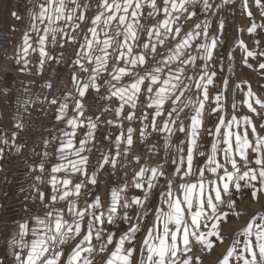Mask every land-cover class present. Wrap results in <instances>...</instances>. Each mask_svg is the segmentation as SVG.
Returning a JSON list of instances; mask_svg holds the SVG:
<instances>
[{
	"label": "snow or ice",
	"instance_id": "1",
	"mask_svg": "<svg viewBox=\"0 0 264 264\" xmlns=\"http://www.w3.org/2000/svg\"><path fill=\"white\" fill-rule=\"evenodd\" d=\"M93 2L96 12L89 17ZM198 3L200 0H162V4H158L157 0H83V2L38 0V10L30 12L32 23L29 31L23 34L20 46L22 54L18 55L17 63L23 61L27 67L30 50L38 51L42 69L46 60L61 62L60 59L50 56L47 51L49 43L53 46L59 43L61 48L68 43L78 44L72 65L80 72L87 73V78L81 80L76 71L72 73L71 81L77 94L74 115L68 117L67 101L72 97L71 92L65 95V102L60 103L57 109L56 120L66 121L71 131H64L59 138L57 159L61 162L51 168L48 183L51 185L52 194L49 203H44L47 211L43 216L32 217L34 226L30 227L28 221L18 225V239L14 238L11 242L20 249L13 252L16 264H62V262L94 264V259L90 258L97 251L94 241L99 242V253H108L105 264H133L137 251L134 241L141 229L138 223H131L132 216L128 209L134 205L143 209L151 189L155 187L154 182H158L159 177L165 176V173L159 165L149 167L142 164L139 171L134 174L133 185L136 189L144 190L143 199L140 196L122 199L121 193L127 187L125 185L123 188L111 189L107 208L98 196L94 197L91 203L85 201L81 207L79 198L85 183L92 185L98 183L97 171H93L89 177L87 171L89 156L83 153L91 152L87 145L94 140L95 130L104 112L113 111L117 118H121L127 106L129 112L123 119L129 122L136 119L141 121L142 127L139 130L141 141L146 139L149 127L153 132L168 134L166 148L172 146L170 139L176 132L185 136V139L175 146L178 161L173 159V163L178 164L176 173L183 171L182 182L177 188L178 194H173V181L168 179L167 190L161 194L162 204L167 206V211L163 207L155 210L154 220L141 243L139 264H193L194 260L197 264H203L199 256L188 255L193 251L192 241L198 242L201 251L206 250L208 253H211L216 243L224 242L221 226L230 223L231 217L238 218L242 214L235 210L237 202L232 198V189L234 188L237 194L242 189H249L252 199L256 201L260 195H264V136L256 132L250 117L238 119L233 115L226 121L221 116L215 125V131L207 130L209 135L215 137L211 142L210 151H198L204 124L205 102L209 100L208 86L214 83L215 73H209L207 63L200 66L197 73V60L211 61L217 42L215 37L209 42L207 22L204 23L202 32L201 24L197 23L193 30L185 32L183 36H180L182 27L177 23L181 17L185 20L195 17L197 15L195 5ZM256 4L264 8L261 0H256ZM190 5L193 6L192 11H189ZM145 8L150 9L147 17L154 21L150 28L141 23ZM211 9L212 4L209 0H202L201 11L207 12ZM161 14L162 18L156 19ZM12 15L20 18L16 12ZM256 27L253 24L248 31L255 32ZM30 32L37 35L36 47H33ZM142 32L147 35L144 42H141ZM81 33L83 42H79ZM201 36L204 42L195 46L197 54L193 55L190 51L193 47L192 42ZM169 38L176 41L174 46L167 48L166 51L158 50L165 47ZM240 43L245 47L247 57L255 55L252 51H247L242 41ZM135 47H140L142 51L134 52ZM260 55L264 56V52ZM110 61L114 62L110 65ZM149 61H154V64L145 67L149 65ZM139 68L144 69L143 74L137 71ZM259 68L264 69V63H260ZM190 70L192 74H189ZM105 73L109 78L104 77ZM125 77H129L130 82L117 86ZM101 79L108 86V94L100 96V99L110 101L115 97L119 105L114 109L102 108L100 115L95 119L85 117L84 98L90 89L100 95ZM224 84L226 88V80ZM46 87L51 88L52 84L47 83ZM193 87L196 90L195 100L192 99V95H186L193 92ZM141 96L146 98L141 102L143 107L153 111L151 113L141 111V115L137 117L136 110ZM246 96L243 102L250 112L257 111L253 103L264 109V101L259 98L253 101L254 93L251 88ZM222 99V93L215 96L216 108H213V112L222 107ZM49 103L56 105L58 101L53 98ZM189 107L192 108V114L185 117L189 121L188 125H185L181 113ZM235 107L233 104V108ZM161 117L163 119L158 124V118ZM85 121L87 132L77 146L75 140L77 129L84 127ZM143 121L148 123L145 124ZM241 122L244 125L243 131L239 130ZM106 123L113 125L117 121L109 119ZM16 126L22 127L19 124ZM119 126L121 131L115 137L114 154L101 153L99 160L102 162L97 163L95 166L97 169H103L106 165L115 169L119 162L118 158L122 155L126 158L131 151L136 129L130 126L125 132L123 124L120 123ZM248 126H251L254 141L249 139ZM261 127L264 128V124ZM48 143L49 141L45 140L46 146ZM122 144L125 145L123 150ZM220 153L223 154V161L218 159ZM250 153H253L254 157H250ZM44 155L47 156L48 153L45 152ZM195 155L206 157L204 165L196 169ZM135 160L139 163L140 157L136 156ZM242 168L246 170L242 171ZM39 170L41 173L45 171L43 163L39 165ZM61 172L65 174L63 178L56 175ZM206 172L213 178L207 177ZM194 173L196 177L194 181L185 179L192 177ZM74 174L86 177L87 181L73 183L71 177ZM36 179L41 180V177L37 176ZM225 196L229 197L227 201L224 199ZM72 197L75 199H71ZM39 199L44 202L43 192H39ZM57 201L67 202L66 213L71 217L70 220L65 218L64 209L53 207ZM221 205L226 206L228 211H221ZM121 209H124L122 215ZM143 215L147 216V213L144 212ZM117 221L130 224L127 231L119 237L104 227L105 223L116 225ZM202 226L207 231H203ZM239 236L243 239H233L218 264H231L230 258L234 256L237 264H264V214L252 216L246 226L239 231ZM69 240L76 243L66 252L62 246ZM109 246H112L110 252Z\"/></svg>",
	"mask_w": 264,
	"mask_h": 264
},
{
	"label": "crops",
	"instance_id": "2",
	"mask_svg": "<svg viewBox=\"0 0 264 264\" xmlns=\"http://www.w3.org/2000/svg\"><path fill=\"white\" fill-rule=\"evenodd\" d=\"M83 2V0H82ZM158 4H162V0H157ZM212 4V9L204 12L201 11L202 7V0L200 3L195 5V10L197 15L192 17L191 19L185 20L184 17L177 22L181 27L182 31L180 36H183L185 32L191 31L194 29L195 24L200 23L201 29L203 31V25L205 22L208 24V37L209 42L211 38L215 37L217 46L213 50V57L211 61H201L197 60V69L196 72L199 73L200 66L204 63L208 64V71L211 74L212 72L215 73L213 77L214 83L208 86V93H209V100L205 102V111H204V124L203 128L201 129V136H200V147L198 151H205L209 152L211 148V142L215 137L208 134V129H211L213 132L215 131V125L219 122V118L223 116L226 121L230 120L233 115H235L238 119H241L240 115L238 114L242 111H247V115L253 113L250 112L246 104H235L236 107L233 108L231 106H225L221 103L222 107L213 112V108H216L215 96L218 93H222L223 96L225 95V84L224 81L227 80V87L232 86V94L234 95L235 92L238 97H246V93L248 91H235V88H238L240 84L235 85V79H239L242 75H250L249 71L252 70L253 64L259 62L264 59V56L259 55V58L255 57H246V51L241 48V45H237L240 40L239 30L237 29V16L239 13L238 4L232 0H209ZM37 3L38 0H0V28L4 29L8 33L9 37V49L8 54L5 58L0 59V171L1 165L3 160H8L10 162L9 167L5 170V186L3 190V194L0 197V264H16L13 252L20 251V249L11 244L14 238L18 239L17 233L19 231L18 225L24 221H28L31 226H34V221L32 217L36 215L43 216L44 212L47 209L44 208V203H49L51 192V185L48 183L51 177V168L56 163H59L57 159L58 152L57 149L59 148L60 144V137L64 131H71L70 127L66 124V121H57V109L60 103L65 102L64 97L68 92L72 93V97L68 99L67 103L69 105L68 108V117L74 115L73 109L75 105V98H77V94L74 90L72 85L71 76L73 71L77 72V75L80 77L81 80H85L87 78V73L80 72L78 68L72 65V60L75 59V53L78 50V44H65L63 48L60 47L59 43L53 46L51 43L48 44L47 51L49 52L50 56L56 57L60 59L62 64H64L70 70V87L67 91L61 94L59 99L57 100L58 103L55 105V110L53 113V119L55 123L56 132L49 133L45 140H48L49 143L47 146L45 145V140L42 146V153L40 156H36L33 151L31 150L30 143L23 137H19L16 135V125L12 122L10 118V100H11V89L13 85L16 83L18 76L21 73L25 72H42L47 65L52 63H57L56 60H46L43 68L41 69L39 61V53L32 52L30 50L29 56L27 57L29 63L27 67L23 64V61L17 63L18 55L22 54L20 52V46L22 45V37L26 31H29L30 24L32 23L30 12L37 11ZM219 6V7H217ZM193 10V6H189V11ZM150 9L145 8L144 10V17L141 19V23L145 25V27L150 28L154 21L150 20L147 17V12ZM16 12L17 15L20 17L19 19L16 16H13L12 13ZM96 12V6L93 2L92 10L88 13V16L91 17ZM187 15V14H185ZM162 14L156 19H161ZM221 24L223 27L221 28ZM90 26V25H89ZM247 33V32H246ZM42 34V33H41ZM33 40V47H36V39L37 35L34 32H30ZM234 36L238 39L235 40ZM83 34L81 33L79 42H83ZM248 38V37H247ZM154 39V38H153ZM178 39V38H177ZM147 40V35L145 32L141 33V42ZM248 49H256L257 42L254 40H248ZM204 42L203 36L197 38L192 42V49H190L193 55H196L197 52L195 50V46L199 43ZM176 43L175 40L169 38L166 41V45L163 50L166 51L167 48H171ZM262 43L259 44V48L262 47ZM58 50L56 54H52V50ZM142 49L140 47H135L134 52H140ZM63 53V56H61ZM261 53V52H260ZM9 55V56H8ZM159 59V56H157ZM245 60L248 61V65H242ZM114 61H110L113 63ZM59 63V64H60ZM86 63V62H85ZM3 64L4 67L1 65ZM154 64V61H149V65H145V67H149L150 65ZM250 65V66H249ZM87 66V65H86ZM243 67V68H242ZM111 70V69H110ZM137 71H140L143 74L144 69L139 68ZM189 74H192L191 70ZM105 78H109L108 74H104ZM130 82L129 77H125L120 84L117 86H121L123 84H127ZM113 83H116L113 81ZM229 83L231 86H228ZM108 88V86L106 85ZM234 90V91H233ZM195 88L193 87L192 93H186V95H192V99H196ZM230 91V90H228ZM253 93L256 91H252ZM108 94V91H107ZM93 95H97L95 90L90 89L86 94V97ZM259 96L264 100V93L259 91ZM84 98V101H85ZM115 98V97H113ZM116 99V98H115ZM146 98L144 97V100ZM83 101V102H84ZM119 103V101H118ZM253 106L257 109V111L264 112V109L261 107L258 108L257 104H253ZM260 106V105H259ZM125 108H128L127 106ZM124 108V109H125ZM151 112L153 111L150 109ZM128 114V113H127ZM123 112L121 118H117V125L123 122V116H126ZM192 114V108L189 107L185 109L184 113H181V119L184 120L185 125H188L189 121L185 119L186 116ZM83 119V118H82ZM160 121L163 117L158 118ZM136 120L127 123L124 128L125 132L128 127H133L135 129L134 123ZM146 124V121H143ZM160 123V122H159ZM141 127L142 123L140 121ZM149 127L148 130H150ZM224 129H222L223 131ZM87 132L86 121L85 126L82 128L77 129V135L75 140L78 142L80 139L84 138ZM15 133V136L13 134ZM120 132H115L110 127L108 130L104 132H99V127L97 125V129L95 130V138L93 141L89 142L87 145L88 148H91V152H85L83 155L89 156V163L87 166V171L89 177L93 171H97V185H92L90 183H85V187L81 189L82 195L79 198V205L81 207L84 206L85 201L88 203L93 202L94 197H100L104 207L107 208L110 202V192L113 188H123L127 185L124 192L121 193V197L130 199L132 196H140L143 199L144 190L136 189L133 185V177L136 171H139V168L142 164H147L140 159V162L137 163L135 157L138 156L136 150L134 149V143L131 148V151L128 153L127 157L125 158L123 155L118 158L119 162L117 163L115 169H112L110 165H106L103 169H97L95 166L98 162H102L99 160L101 153L114 154L115 146L114 141L115 137L119 135ZM139 135V132L133 134V139L135 135ZM148 132L146 133L147 136ZM160 138V163L159 166L162 167L165 176H161L158 179V182L155 183V187L151 189L148 199L144 203L143 209L138 206H133L132 208L128 209L130 216H132L131 223L136 224L138 223L140 226V231L136 234V240L134 241L135 247L137 249L136 253L134 254L133 264H139L141 255H140V247L143 241L144 236L146 235L148 227L152 224L155 216V210L158 207H163L165 211H167V206L162 204V196L161 194L166 192L167 190V183L168 179L173 181V194L176 195L177 188L179 183H181V177L183 175V171L179 174L176 173L175 169L178 164L173 163V159H177L178 161V154L176 152V145L180 144L181 140L185 139L183 133L176 132L174 135L171 136L170 143L171 147H165L166 137H168L167 133H159ZM106 137H108L106 139ZM4 141H7L5 143ZM125 145H121V150H123ZM186 149V143L184 145ZM45 152L48 153L45 156ZM186 155V152H185ZM253 155V156H252ZM250 157H254V154L250 153ZM7 158V159H6ZM218 159L223 161V154L220 153L218 155ZM206 157H200L199 155L194 156V169L202 167ZM43 163L45 171L43 173L39 170V165ZM149 167H157L158 165H149ZM229 171H231V166L229 165ZM58 177L63 178L64 173H57ZM150 175V174H149ZM40 176L41 180H37L36 177ZM206 176L209 178L211 174L206 172ZM73 183L79 182L81 180L87 181V178L80 175L74 174L72 175ZM195 173L190 178H185L194 181L195 180ZM146 190V186H145ZM249 189H242V192H249ZM39 192H43L45 194V200L42 203L39 199ZM239 194H237L232 189V198L238 201ZM71 199H75L72 197ZM225 201L229 199V197H224ZM245 202V201H244ZM66 201H57L53 207L62 208L65 210L66 213ZM244 206V205H243ZM221 211L228 210L226 206L221 205ZM236 208H242L240 201L236 204ZM124 209L120 210L122 215ZM146 212L147 216H144L143 213ZM139 216V219L137 217ZM66 219H71L69 215L65 216ZM87 219V218H86ZM246 222V221H245ZM210 225V223H209ZM104 227L110 231L116 233V236L119 237L123 232L127 231L130 227V224L123 223L122 221H117L116 225H108L105 223ZM203 231H207L202 226ZM106 235V233H105ZM26 239H30V237H26ZM76 241L69 240V242L63 245V249L67 252L70 250ZM97 245V251L92 254L94 259V264H105V260L107 259L108 253H99V242L94 241ZM193 251L188 255L192 256H199L203 261V264H218L219 260L223 258V255L226 254V251L229 246L223 248H213L211 253H208L206 250L201 251V246L199 243L196 244V241H192ZM112 250V246H109V252ZM87 255V254H84ZM147 253L145 252V257ZM63 264V262H62ZM193 264H197L194 260ZM237 264L236 258L234 256L233 263Z\"/></svg>",
	"mask_w": 264,
	"mask_h": 264
},
{
	"label": "built area",
	"instance_id": "3",
	"mask_svg": "<svg viewBox=\"0 0 264 264\" xmlns=\"http://www.w3.org/2000/svg\"><path fill=\"white\" fill-rule=\"evenodd\" d=\"M9 49V37L6 30L0 28V59L7 56ZM58 50H52V54H56ZM3 67L4 65L1 64ZM47 83H51L52 87H46ZM101 83L100 95H91L85 98V117H92L100 115L102 108L109 107L114 109L118 107V100L112 98L109 100H102L100 96L107 95V87L104 84L103 79L99 81ZM70 87V70L62 63H52L47 65L42 72H25L21 73L16 80V83L11 89L10 100V118L15 125H22L17 127L16 135L23 137L30 143L31 150L36 156H40L42 153V146L45 137L49 133H55V123L53 119V113L55 105L49 103L53 98L59 99L62 93L67 91ZM144 96L140 97L138 102V108L136 115L139 117L141 111L151 113L150 109L144 108L142 103ZM129 108L124 109V113L127 114ZM112 119L117 121V117L113 111L104 112L101 116V121L98 123L99 132H104L110 127L115 132H120V126L117 124L108 125L107 120ZM160 119L157 123L159 124ZM128 121L123 119V127L127 125ZM148 123V121H146ZM135 129L139 132L141 128L140 120L136 119L134 123ZM160 134L148 130L146 139L141 141L139 135L134 136V149L136 150L140 159L150 165H159L160 153L158 148L160 147ZM153 145L155 146L153 148ZM7 159V158H6ZM10 162L3 160L0 171V197L3 194L5 186V170L9 167ZM1 217V215H0Z\"/></svg>",
	"mask_w": 264,
	"mask_h": 264
},
{
	"label": "rangeland",
	"instance_id": "4",
	"mask_svg": "<svg viewBox=\"0 0 264 264\" xmlns=\"http://www.w3.org/2000/svg\"><path fill=\"white\" fill-rule=\"evenodd\" d=\"M232 1L236 2L239 7L238 9L239 13L237 16V29L239 30L240 40H238L235 36L234 39L238 40L239 43L237 45H241L240 42L242 41L243 45L246 46L247 51H252L253 53H255L253 57L256 56L257 58H259L260 52H264V8L257 6L256 0H246V6H245V0H232ZM261 4L264 5V0H261ZM249 13H251V15H249ZM253 24H255L257 27L255 32L250 33L248 29ZM245 39L256 41L257 42L256 49H248L247 46L249 43L248 41H245ZM260 43H262L261 44L262 47L259 48ZM241 48L245 50V47L241 46ZM260 63H264L263 58L261 61L253 64L252 70L249 71L250 75H242V77H240L239 79L238 78L235 79V85L240 84L238 88H235V91H248L249 88H251L252 91H256L254 92L253 101L256 98H259L261 101H264L259 96V91L264 93V69L259 68ZM242 65L243 66L248 65V61L247 63L243 62ZM228 86H231V84L229 83ZM230 88L232 89V86L226 87L225 95L223 96L221 103H223L225 106H231V107L233 103L243 105L244 104L243 101L247 98V96L245 98L238 97L236 92L233 95ZM259 107L260 106L258 105V108ZM239 115L241 118L244 116L250 117L252 123L256 127V132L259 135L264 136V128L261 127V125L264 124V112L256 111L255 113H251L247 115V111H242L241 113L238 114V117ZM243 128L244 125L243 122H241V128L239 130L243 131ZM234 130H236L235 127ZM248 133H249V139L254 141L255 137L251 131V126H248ZM158 151L160 153L159 149ZM243 170L246 169L242 168V171ZM238 196L239 199L236 202L238 203L240 201L242 208H236L235 210L242 214L238 218L235 216L231 217L230 223H226L221 226V235L224 236L225 239L223 243H216L214 248L220 247L224 249L227 246L229 247L231 246V242L233 239L236 238L243 239L242 237L239 236V231L246 226V223L251 219L252 216L256 214H264V195H260L258 201L252 199L251 190L249 192H242L241 194L239 193ZM210 227L211 224L209 225V228ZM197 243L198 242H196V244ZM230 259H231V263H233L234 257Z\"/></svg>",
	"mask_w": 264,
	"mask_h": 264
},
{
	"label": "bare ground",
	"instance_id": "5",
	"mask_svg": "<svg viewBox=\"0 0 264 264\" xmlns=\"http://www.w3.org/2000/svg\"><path fill=\"white\" fill-rule=\"evenodd\" d=\"M9 56V55H8Z\"/></svg>",
	"mask_w": 264,
	"mask_h": 264
}]
</instances>
